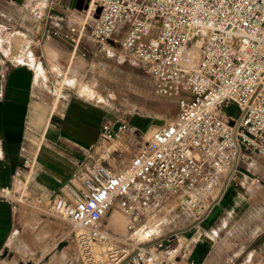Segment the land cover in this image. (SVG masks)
<instances>
[{"label":"built area","instance_id":"built-area-1","mask_svg":"<svg viewBox=\"0 0 264 264\" xmlns=\"http://www.w3.org/2000/svg\"><path fill=\"white\" fill-rule=\"evenodd\" d=\"M91 1L81 23L52 34L69 41L73 55L84 40L107 55L118 38L119 52L146 66L155 93L177 98V114L146 139L125 122H104L100 141L115 143L126 163L94 164L64 186L50 213L68 224L83 264H178L165 242L120 241L107 228L110 213L116 207L126 219V233L171 202L201 217L217 174L248 154L264 159V0H98L92 10ZM198 43V60L183 68L185 51ZM37 155L20 148L24 176L16 169L17 192L0 188V198L23 204ZM95 245L105 246V260L95 259Z\"/></svg>","mask_w":264,"mask_h":264},{"label":"crops","instance_id":"crops-1","mask_svg":"<svg viewBox=\"0 0 264 264\" xmlns=\"http://www.w3.org/2000/svg\"><path fill=\"white\" fill-rule=\"evenodd\" d=\"M88 3L89 0H0V188L17 192L22 176L17 178L13 173L19 169L24 176L20 148L27 153L38 152L23 202L34 206L25 209L23 204L0 198V259L6 264H31L20 257L19 252L25 251L35 253L37 261L42 259L44 264H74L69 258L71 239H60L64 226L50 210L65 197L66 184L99 161L105 162L102 154L108 150L99 139L100 126L104 122H122L68 90L58 95L63 83L71 86L65 78L73 63V51L69 41L52 32L64 34L81 23ZM63 61L67 65L61 70ZM61 76L63 83L56 92L54 85ZM127 124L137 133L145 127ZM150 129L143 138L151 133ZM248 157V161L264 162L253 154ZM126 161L127 157L122 167ZM250 174L253 175L247 162L239 163L228 174H217L225 180L228 175L223 187L221 183L218 186L219 191L223 188L222 197L201 217L178 208L175 202L169 203L161 211L169 213L159 223L157 234L149 229L147 219L142 224L149 236L145 243L165 242L180 258L178 264H264V214L241 218L244 197L235 189L237 184L230 185L238 178L249 199L261 198L264 191L255 188L256 179ZM219 191L214 192L215 197ZM173 209L181 212L173 213ZM236 209L238 214L232 219L230 212ZM17 238L16 248L12 249ZM62 242L66 244L60 247ZM67 255V260L60 262Z\"/></svg>","mask_w":264,"mask_h":264},{"label":"rangeland","instance_id":"rangeland-1","mask_svg":"<svg viewBox=\"0 0 264 264\" xmlns=\"http://www.w3.org/2000/svg\"><path fill=\"white\" fill-rule=\"evenodd\" d=\"M89 17L91 20L94 19V16L89 15ZM117 42L118 38H114L113 41L108 42L109 44H107V47H111V49L106 55L104 52H97V44L89 40L82 41L76 54H74L75 56H72L71 54V60H73V63L71 65V69L68 70V76L65 78V80L68 82L67 84L71 86H66V84L63 83V77L61 76L60 79L55 82L54 89L56 91L57 87L63 83L58 94L59 97L63 93L66 94V90H68L70 92L69 94H72L75 97H83L85 100L95 103L97 106L103 109L108 116H111L116 121H122L125 123L131 122L132 124L136 123L139 128H143V126H145L143 131H138V135H140L143 139L144 133L147 132L151 126L150 132L152 133L157 128L175 119L177 114V98L173 96H160L156 94L146 66L142 63L132 60L129 57L123 56L119 52ZM57 50L59 51V48ZM67 50H71L70 46H67ZM190 50H192V57L190 56L189 58L186 55L187 68L194 66L198 60L197 48H192ZM82 53L85 54L84 57L81 56ZM57 59L60 60L65 58H60L57 56ZM192 60L193 62H191ZM68 62L69 61L67 60V63ZM183 64H185V62H182V66ZM63 65L64 61L61 66V70L65 68L67 64L64 65L65 67ZM63 88L64 90H62ZM228 112L233 117H236L238 114V111L234 106L231 107ZM151 133L148 132L147 135L145 134L146 136H144V138L146 139V137ZM103 144L105 145L104 149L108 151L102 154V156L104 155L103 157L105 162L102 163L103 160L99 162L106 166L110 165L114 169H119L122 167V161L126 158V155L124 156L122 153H120L116 149V145L113 142ZM106 162L108 164H106ZM247 163L249 169L253 173V175L250 174L249 177L256 179L254 183L257 185V187L255 188L260 187L262 188L261 190L264 191V162L260 163L249 160ZM238 176L241 175L238 174ZM227 178L228 175L226 180L218 178L221 186L223 183H226ZM233 184H237L235 185V189L244 197V204L241 209V218H246L247 215L251 214L259 215L260 212L261 214H264V195H261V198L256 200L252 197L249 199V194L246 192V190L240 188L238 178L230 181V185L233 186ZM215 191H219L218 187ZM250 191L255 193L252 188ZM222 192L223 188L221 191H219V195L217 197L213 196L214 201L205 214H207L214 207V204L220 200L222 197ZM257 197H259V191H256V198ZM23 205L25 209L27 207L34 206L32 203ZM257 211L259 213H256ZM172 212L178 214L181 211L173 209ZM168 213L169 211L165 210L158 216L147 218V225L154 234L159 232V223L165 219ZM237 214V209L233 213L230 212V216L233 217L232 219H234ZM125 222L126 219L115 207L111 213V218L109 219L107 228L111 230V232L113 231V233H117L120 241L144 242L143 245L145 246L151 244L148 242L145 243V240L149 237L147 233V227H143L142 224L139 225L136 231H141L140 234H137L136 231L133 233H126L124 231ZM62 224L64 228L62 237L60 239L67 241V236L69 238L70 233L69 226L63 221ZM68 241L69 248L72 249V252L70 253V257L69 255L65 256V259L62 257V261L60 262L64 263V261H66L69 257L72 262L74 261V264H83L75 244L72 242V240ZM17 242L18 238L12 246V249L16 248ZM65 242H62L60 247L65 245ZM16 252H19L18 249H16ZM19 254L21 259H23V261L26 263L29 261L31 264H44L42 263V259L37 261L35 253L25 251L22 254L19 252ZM46 263L51 264L50 262ZM0 264H6V261L0 259ZM12 264H18V262L13 261Z\"/></svg>","mask_w":264,"mask_h":264},{"label":"bare ground","instance_id":"bare-ground-1","mask_svg":"<svg viewBox=\"0 0 264 264\" xmlns=\"http://www.w3.org/2000/svg\"><path fill=\"white\" fill-rule=\"evenodd\" d=\"M96 2H98V0H92L91 1V4H90V7H91V10H92V7L95 5V3ZM198 45H199V43L196 45H192V46H190V48L189 49H187L186 51H185V54H184V57H183V62H185V64H183V68H187L186 67V55H187V57H189L190 58V56L192 55V50H190V49H192V48H198ZM198 50V49H197ZM195 51V50H194ZM194 56V55H193ZM192 57V56H191ZM191 60V59H190ZM189 62V61H188ZM191 62H193V60L191 61ZM189 64V63H188ZM191 64V63H190ZM113 211V210H112ZM112 213V212H111ZM110 213V214H111ZM81 256V255H80ZM93 256L95 257V259H97V260H105V256H106V254H105V246H103V245H95L94 247H93ZM87 264V263H86Z\"/></svg>","mask_w":264,"mask_h":264},{"label":"water","instance_id":"water-1","mask_svg":"<svg viewBox=\"0 0 264 264\" xmlns=\"http://www.w3.org/2000/svg\"><path fill=\"white\" fill-rule=\"evenodd\" d=\"M100 12V9L98 8L97 10H96V14H98Z\"/></svg>","mask_w":264,"mask_h":264}]
</instances>
